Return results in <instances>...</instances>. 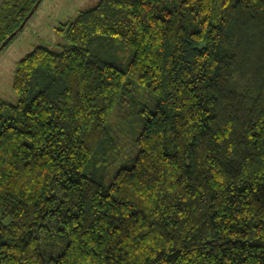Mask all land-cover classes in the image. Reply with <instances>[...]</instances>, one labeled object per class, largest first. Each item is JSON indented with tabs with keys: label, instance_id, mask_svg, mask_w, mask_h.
<instances>
[{
	"label": "trees",
	"instance_id": "1",
	"mask_svg": "<svg viewBox=\"0 0 264 264\" xmlns=\"http://www.w3.org/2000/svg\"><path fill=\"white\" fill-rule=\"evenodd\" d=\"M41 1L0 0V54ZM59 30L0 100V264H264V0H100Z\"/></svg>",
	"mask_w": 264,
	"mask_h": 264
},
{
	"label": "rangeland",
	"instance_id": "2",
	"mask_svg": "<svg viewBox=\"0 0 264 264\" xmlns=\"http://www.w3.org/2000/svg\"><path fill=\"white\" fill-rule=\"evenodd\" d=\"M99 1L42 0L23 30L0 54V100L17 104L19 98L13 89V83L20 60L41 46L61 50L68 41L59 29L75 20L81 11L93 7ZM118 121L119 119H113V122ZM127 152L131 153L130 147Z\"/></svg>",
	"mask_w": 264,
	"mask_h": 264
},
{
	"label": "water",
	"instance_id": "3",
	"mask_svg": "<svg viewBox=\"0 0 264 264\" xmlns=\"http://www.w3.org/2000/svg\"><path fill=\"white\" fill-rule=\"evenodd\" d=\"M39 5H40V2H38V3L36 4L34 10L31 11V13L29 14V16H28V17L25 19V21L22 23V25L20 26L19 30L23 29V28L26 26L27 22H28L29 19L32 17V15L35 13V11H36V9L38 8ZM16 33H17V31H16L12 36L16 35ZM12 36H11V37H12Z\"/></svg>",
	"mask_w": 264,
	"mask_h": 264
}]
</instances>
